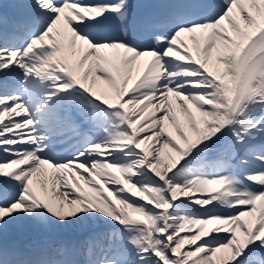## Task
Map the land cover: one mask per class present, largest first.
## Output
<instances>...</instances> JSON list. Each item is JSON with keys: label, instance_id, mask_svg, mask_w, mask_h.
Masks as SVG:
<instances>
[{"label": "snow or ice", "instance_id": "1", "mask_svg": "<svg viewBox=\"0 0 264 264\" xmlns=\"http://www.w3.org/2000/svg\"><path fill=\"white\" fill-rule=\"evenodd\" d=\"M12 7L0 264H264V0Z\"/></svg>", "mask_w": 264, "mask_h": 264}, {"label": "bare ground", "instance_id": "2", "mask_svg": "<svg viewBox=\"0 0 264 264\" xmlns=\"http://www.w3.org/2000/svg\"><path fill=\"white\" fill-rule=\"evenodd\" d=\"M0 1H4V0H0Z\"/></svg>", "mask_w": 264, "mask_h": 264}]
</instances>
